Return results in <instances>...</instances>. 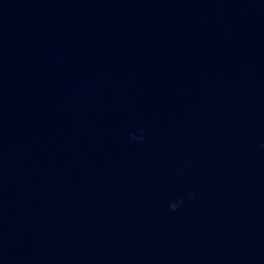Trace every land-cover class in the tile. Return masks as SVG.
<instances>
[{"label":"water","instance_id":"obj_1","mask_svg":"<svg viewBox=\"0 0 264 264\" xmlns=\"http://www.w3.org/2000/svg\"><path fill=\"white\" fill-rule=\"evenodd\" d=\"M0 264H264V0H0Z\"/></svg>","mask_w":264,"mask_h":264},{"label":"clouds","instance_id":"obj_2","mask_svg":"<svg viewBox=\"0 0 264 264\" xmlns=\"http://www.w3.org/2000/svg\"><path fill=\"white\" fill-rule=\"evenodd\" d=\"M133 139H135V137H133ZM182 202H183L182 199L178 198V199L176 200V202H174V203H170V204H169V208H170V210H171V211H175V210L177 209V206H178L179 204H181Z\"/></svg>","mask_w":264,"mask_h":264}]
</instances>
